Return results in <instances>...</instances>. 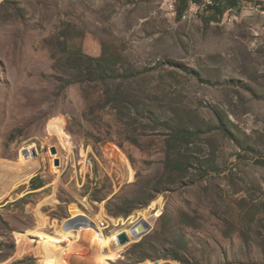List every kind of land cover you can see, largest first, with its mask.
Masks as SVG:
<instances>
[{
    "label": "rangeland",
    "instance_id": "rangeland-1",
    "mask_svg": "<svg viewBox=\"0 0 264 264\" xmlns=\"http://www.w3.org/2000/svg\"><path fill=\"white\" fill-rule=\"evenodd\" d=\"M237 1L0 0V163L39 164L0 199V264H264V0Z\"/></svg>",
    "mask_w": 264,
    "mask_h": 264
},
{
    "label": "bare ground",
    "instance_id": "bare-ground-1",
    "mask_svg": "<svg viewBox=\"0 0 264 264\" xmlns=\"http://www.w3.org/2000/svg\"><path fill=\"white\" fill-rule=\"evenodd\" d=\"M26 150L28 151L27 153L25 152ZM26 150H24L22 154L20 153L21 155H19L17 161L0 163V184L3 182L2 191L4 192V195L0 194V199L2 197H6L7 195H9L10 191H12V189L16 185L28 181L39 169L38 161L36 160V158L34 159L32 155V153H34V146L27 147ZM34 155L36 156L35 153ZM4 171H11V174L4 173ZM4 176L6 177V181H4ZM10 182L13 183L10 185L9 184ZM154 207H155V203L152 204L151 209H153ZM92 216L95 220H97L100 229L103 230V228L100 225L102 223H105L104 220L102 221V217L95 215ZM144 216L146 215L145 214L141 215L142 218ZM113 223H114L113 224L114 229L111 231L110 236L103 235L101 238H98L95 236L86 237L83 234L84 235L83 236L84 238L82 237L84 241L83 244L90 250V253H88L87 256H91V253L92 254L104 253L107 256L115 255L116 253H119V251L122 249L123 246H120L118 244L117 236L123 232H127L129 234L128 231L129 229L122 226L123 224L121 221H113ZM82 238H79L78 242H76L74 245L77 246L81 242L80 240ZM111 243H114L116 245V249L114 250L111 249L110 247ZM72 252L74 256L81 255V250L79 249L75 248L72 250Z\"/></svg>",
    "mask_w": 264,
    "mask_h": 264
},
{
    "label": "trees",
    "instance_id": "trees-1",
    "mask_svg": "<svg viewBox=\"0 0 264 264\" xmlns=\"http://www.w3.org/2000/svg\"><path fill=\"white\" fill-rule=\"evenodd\" d=\"M178 1V5H177V15H178V19L181 18L184 14V12L187 10L188 8V0H177ZM238 4L237 0H213L211 5H208V7L210 8V10L214 11V14H222L223 11L225 10V8H236ZM90 60V62H92L93 64H97V68H100L101 63L104 64V59L100 58L98 60L95 59H88ZM102 66V65H101ZM92 67V66H91ZM93 68V67H92ZM96 72H98V70H96ZM93 72V73H96ZM102 72V70L100 71ZM35 180L32 179L30 181V187H32V190H38L40 188H42L43 186L39 184H35L34 182ZM41 184V183H40ZM175 259V258H174ZM141 262H138V264H140Z\"/></svg>",
    "mask_w": 264,
    "mask_h": 264
},
{
    "label": "water",
    "instance_id": "water-1",
    "mask_svg": "<svg viewBox=\"0 0 264 264\" xmlns=\"http://www.w3.org/2000/svg\"><path fill=\"white\" fill-rule=\"evenodd\" d=\"M51 152L53 154H55L56 150L54 148H52ZM34 153H35V151H34ZM34 153H32V154L35 157ZM55 164L59 165V161L56 160ZM68 228L74 230V227H72V226H68ZM151 229H152V227H151L150 223H148L147 221L142 219L137 224H135L134 226H132L128 230L130 235L127 232H123V233L119 234L117 236V242L120 246L127 245V244L131 243V237L135 240L140 239L143 236H146L151 231Z\"/></svg>",
    "mask_w": 264,
    "mask_h": 264
},
{
    "label": "built area",
    "instance_id": "built-area-1",
    "mask_svg": "<svg viewBox=\"0 0 264 264\" xmlns=\"http://www.w3.org/2000/svg\"><path fill=\"white\" fill-rule=\"evenodd\" d=\"M210 4H212V2H209ZM26 153L28 152L27 150L25 151ZM89 164V163H88ZM86 165H87V162H86ZM89 166V165H87ZM77 172L79 173V171L76 170V167H75V175L77 176Z\"/></svg>",
    "mask_w": 264,
    "mask_h": 264
}]
</instances>
